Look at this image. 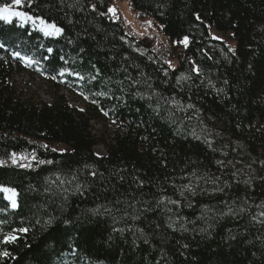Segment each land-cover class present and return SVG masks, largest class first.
<instances>
[{
	"label": "trees",
	"instance_id": "trees-1",
	"mask_svg": "<svg viewBox=\"0 0 264 264\" xmlns=\"http://www.w3.org/2000/svg\"><path fill=\"white\" fill-rule=\"evenodd\" d=\"M127 1L168 41L187 37L176 66L126 44L108 0L14 6L58 38L0 19V186L17 192L16 208L0 192V241L17 236L0 264H264V0ZM210 29L234 43L219 63ZM18 77L47 83L51 103ZM99 117L114 123L104 156ZM234 146L245 182L223 161Z\"/></svg>",
	"mask_w": 264,
	"mask_h": 264
},
{
	"label": "rangeland",
	"instance_id": "rangeland-1",
	"mask_svg": "<svg viewBox=\"0 0 264 264\" xmlns=\"http://www.w3.org/2000/svg\"><path fill=\"white\" fill-rule=\"evenodd\" d=\"M107 7L109 17L119 22L125 34L126 44H128L134 51L146 55L150 60L155 62L157 60L152 52L157 54L162 52V54L159 55L160 62L166 64L169 67H174L177 65L179 61L178 51H181L177 47L180 49L185 47V38L177 42L168 41L167 38L161 33L160 29L156 26L152 17H139L131 9L127 0H108ZM109 8L116 9L115 15L109 12ZM12 20H16L23 25L27 24L32 28L39 30L34 25V22L36 21L34 18L30 19V21L27 23L23 22V19L19 17H12L7 21ZM209 39L210 41L207 42L206 48L212 59L219 63L227 58V50H225L221 43H225L232 50L234 43L231 38V33L221 34L218 31H213L210 29ZM191 69L198 81L203 82L207 80L208 76L205 75V73H203L202 70L198 68V66L193 65ZM189 74L191 73H187L183 70L178 72L177 83L180 87H183L189 82L191 78ZM16 80L17 83L21 84L22 91H24L26 95L36 97L38 100L44 101L48 104L51 103V97L54 90L51 89L47 83L40 80H30L20 77L16 78ZM65 96L70 106L76 108L79 111H84L85 104L82 99L67 92L65 93ZM91 125L93 134L97 137V139H99L98 143L93 147V152L98 156H104L106 154L105 144L110 141L114 123L105 119L104 117H99L98 119L91 121ZM209 131L212 136L217 134V132L213 129H210ZM238 157H241V153L237 146H234L231 149H226V151L224 150L223 161L237 168L239 172H237L236 178L241 182H245L251 176L253 168L251 166L241 167V165L238 164ZM210 194L211 192H206V196H209Z\"/></svg>",
	"mask_w": 264,
	"mask_h": 264
},
{
	"label": "snow or ice",
	"instance_id": "snow-or-ice-1",
	"mask_svg": "<svg viewBox=\"0 0 264 264\" xmlns=\"http://www.w3.org/2000/svg\"><path fill=\"white\" fill-rule=\"evenodd\" d=\"M23 0H12V4H5L3 6H0V19L4 20H10L12 17H19L21 19H32V17L28 16L27 13L22 11L15 10L14 6L20 7L22 6ZM109 12L115 15L116 9L115 8H109ZM40 24L43 25V32L46 36H58L62 33V29L57 27L54 23H45L43 19L40 20ZM185 46H187V37H185L184 40ZM51 51V49H49ZM19 55V54H17ZM28 63H31V61H28ZM87 99V97H85ZM107 115V113H105ZM13 163H16V157L15 154H13L12 157ZM40 163H45V161H40ZM48 163H52V161H48ZM0 192H4L7 194V199L11 201L12 208L17 207L16 203V196L17 192L13 188L0 186ZM20 232H27L26 228L19 229ZM17 239V236L14 234L9 233L3 238V241H0L2 243H12ZM0 255L7 256V252L0 253Z\"/></svg>",
	"mask_w": 264,
	"mask_h": 264
},
{
	"label": "bare ground",
	"instance_id": "bare-ground-1",
	"mask_svg": "<svg viewBox=\"0 0 264 264\" xmlns=\"http://www.w3.org/2000/svg\"><path fill=\"white\" fill-rule=\"evenodd\" d=\"M22 21L25 22V23H27V22L30 21V19H23ZM34 25H35L39 30H41L42 33H44L43 30H42V29H43V25L40 24V19H36V21L34 22ZM58 36H59V35H58ZM52 37H57V36H52ZM3 194H4V197L6 198V200H7V201L10 203V205H11V201L7 199V194L4 193V192H3Z\"/></svg>",
	"mask_w": 264,
	"mask_h": 264
},
{
	"label": "water",
	"instance_id": "water-1",
	"mask_svg": "<svg viewBox=\"0 0 264 264\" xmlns=\"http://www.w3.org/2000/svg\"><path fill=\"white\" fill-rule=\"evenodd\" d=\"M12 207V206H11Z\"/></svg>",
	"mask_w": 264,
	"mask_h": 264
}]
</instances>
